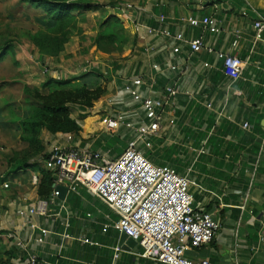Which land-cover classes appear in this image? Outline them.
Masks as SVG:
<instances>
[{
    "label": "crops",
    "instance_id": "obj_1",
    "mask_svg": "<svg viewBox=\"0 0 264 264\" xmlns=\"http://www.w3.org/2000/svg\"><path fill=\"white\" fill-rule=\"evenodd\" d=\"M76 1L92 7L75 8L78 18H87L88 11L101 13L102 22L118 16L128 43L119 54L111 55L98 49L93 40L92 59L70 51L67 43L58 57L46 58L43 72L50 74L47 77L81 79L92 72L109 81L108 91L93 107L75 106L73 117L83 125L80 137L72 133L75 142L91 145L107 159L118 157L135 133L125 125L110 131L102 121L114 109H125L127 100L131 102L124 95L125 86L141 77L146 83L144 92L157 99L164 98L166 87L177 89L162 108L161 129L153 146L141 145V149L155 163L186 175L195 205L221 221L212 243L191 248L187 254L196 262L264 264V30L258 36L255 27L264 19V0ZM127 3L134 5L133 11L123 7ZM204 16L216 20L218 33L190 25L192 19ZM137 22L154 28L155 34L138 30ZM168 29L182 32L186 41L162 36ZM196 37L203 38L204 47L194 53L188 41ZM171 44L179 45L180 53L168 47ZM221 54H235L243 61L238 79L229 78ZM69 61L71 65H66ZM66 135L45 132L43 136L51 147L63 143ZM29 170L30 182L19 179L17 198L7 197L3 203L7 211L2 222L7 241L14 246V264H27L32 257L38 264H159L138 255L137 247L123 244L122 234L115 229L104 231V225L117 216L84 188L68 193L64 200L55 199L47 215L31 219L35 228H30L29 219L20 217L18 211L44 198L38 192L39 172ZM21 173L7 180L17 181ZM0 187L6 190L4 184ZM43 229L48 232L43 234Z\"/></svg>",
    "mask_w": 264,
    "mask_h": 264
},
{
    "label": "built area",
    "instance_id": "obj_2",
    "mask_svg": "<svg viewBox=\"0 0 264 264\" xmlns=\"http://www.w3.org/2000/svg\"><path fill=\"white\" fill-rule=\"evenodd\" d=\"M123 7L134 10L132 3ZM160 20L164 17L160 16ZM190 25L201 28L205 33L219 32L212 16L192 19ZM136 26L138 30L144 28L147 34H155V29L150 26L140 22ZM255 27L260 36L264 30V19L257 21ZM162 36L186 41L182 32L171 29L162 31ZM188 43L194 53L204 47L202 37ZM237 43L235 41L234 45ZM168 47L175 53L181 51L179 45ZM221 57L229 78L233 81L238 79L243 68L240 57L235 54H221ZM143 87L146 83L141 77L126 85L124 95L128 94L131 102L127 100L125 109H114L102 121L110 131L125 125L135 133L122 153L114 159H107L100 150L81 141L75 142V135L67 134L63 143L51 145L44 161L46 168L54 174L52 198L40 199L34 205L21 208L18 215L29 219L28 226L34 229L31 219L47 215L55 199L60 198L57 186L68 187V193H77L84 188L117 216L104 225V231L115 229L132 237L137 242L138 255L159 264H212L210 259L196 262L187 252L212 243L221 221L213 212L195 205L189 191L191 180L186 175L172 166L155 163L141 149V145L153 146V139L161 129L162 108L177 94V89L166 87L164 98L157 99L147 95ZM33 180L38 184V175ZM4 187L8 188L9 183H4ZM47 232V229L42 230L43 234ZM27 264H38V261L32 257Z\"/></svg>",
    "mask_w": 264,
    "mask_h": 264
},
{
    "label": "trees",
    "instance_id": "obj_3",
    "mask_svg": "<svg viewBox=\"0 0 264 264\" xmlns=\"http://www.w3.org/2000/svg\"><path fill=\"white\" fill-rule=\"evenodd\" d=\"M26 1L34 9L44 8L42 12L46 17L41 19V23L46 33L41 39L34 40L42 52L40 58L44 64L46 58L59 55L69 42L72 35L70 29L76 26L78 18L73 10L79 6H91L80 4L76 0ZM94 43L103 52L111 55L119 54L124 45L128 43L123 21L118 16H111L102 22L100 30L94 37ZM8 46L1 49L0 61L6 57L9 51ZM86 77L88 80H85ZM77 79L80 78H73V80ZM80 80L82 83L77 86L72 83L71 79L49 78L41 85L42 88L51 89L48 94L43 93L39 87H29L36 104L19 125L28 147L23 154L12 156L8 160L9 169L4 175L9 178L29 168L36 169L41 180L39 196L44 199H48L54 190V174L46 168L44 162L50 148L49 142L45 141L44 133L50 132L53 135L75 133L77 137H80L83 125L73 117L75 106L93 107L94 103L101 100L108 91L109 81L103 75L91 72L81 77ZM13 248L11 244L5 248V254H0V264H14L12 261L15 253ZM4 255L7 256L5 259Z\"/></svg>",
    "mask_w": 264,
    "mask_h": 264
},
{
    "label": "rangeland",
    "instance_id": "obj_4",
    "mask_svg": "<svg viewBox=\"0 0 264 264\" xmlns=\"http://www.w3.org/2000/svg\"><path fill=\"white\" fill-rule=\"evenodd\" d=\"M87 13L89 15L87 18L86 16L77 18L76 26L70 29L72 37L68 42V48L70 51L76 50L78 54H84L83 58L92 59L94 57L92 41L98 33L103 15L90 11ZM45 17L43 12L36 13L26 0H0V51L9 45L6 57L0 61V185L9 183L8 188L3 187L5 191H1L0 187V254H5L4 250L9 245L7 230L2 222L4 213L7 211L3 203L7 197L10 199L16 197L15 185H19V179L26 184L30 182L31 170L29 169H34L29 168L20 176H16L17 181L7 180L8 177L4 175L9 169L8 160L12 156L23 154L28 147L19 125L36 104L29 87H39L45 94L51 91L50 88L41 87L47 75L50 76V74L43 72L45 64L40 58L42 52L34 41L36 38L41 39L46 33L41 23V19ZM71 63L72 61H69L66 65ZM62 64L65 65L64 62ZM49 70L52 71L51 68ZM68 79L77 86L82 83L80 79Z\"/></svg>",
    "mask_w": 264,
    "mask_h": 264
},
{
    "label": "water",
    "instance_id": "obj_5",
    "mask_svg": "<svg viewBox=\"0 0 264 264\" xmlns=\"http://www.w3.org/2000/svg\"><path fill=\"white\" fill-rule=\"evenodd\" d=\"M57 190L59 191V197L64 200L68 195V187L57 186ZM122 243L127 244L129 248H134L137 245V242L125 233H122Z\"/></svg>",
    "mask_w": 264,
    "mask_h": 264
}]
</instances>
